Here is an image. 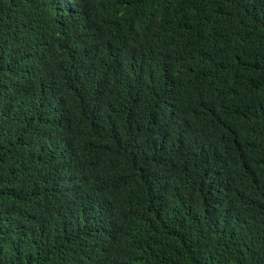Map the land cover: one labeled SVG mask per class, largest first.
Listing matches in <instances>:
<instances>
[{
	"label": "trees",
	"instance_id": "16d2710c",
	"mask_svg": "<svg viewBox=\"0 0 264 264\" xmlns=\"http://www.w3.org/2000/svg\"><path fill=\"white\" fill-rule=\"evenodd\" d=\"M0 264H264V0H0Z\"/></svg>",
	"mask_w": 264,
	"mask_h": 264
}]
</instances>
